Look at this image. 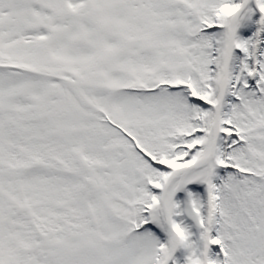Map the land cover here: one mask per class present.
<instances>
[{
    "label": "snow or ice",
    "instance_id": "6c2138e0",
    "mask_svg": "<svg viewBox=\"0 0 264 264\" xmlns=\"http://www.w3.org/2000/svg\"><path fill=\"white\" fill-rule=\"evenodd\" d=\"M0 264H264V0H0Z\"/></svg>",
    "mask_w": 264,
    "mask_h": 264
}]
</instances>
